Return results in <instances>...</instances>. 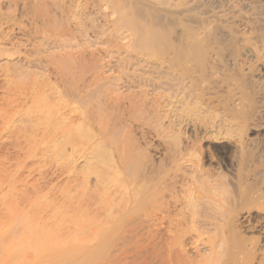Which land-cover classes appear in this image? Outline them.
Returning <instances> with one entry per match:
<instances>
[{
    "label": "rangeland",
    "instance_id": "374dc122",
    "mask_svg": "<svg viewBox=\"0 0 264 264\" xmlns=\"http://www.w3.org/2000/svg\"><path fill=\"white\" fill-rule=\"evenodd\" d=\"M115 1L119 3L120 0ZM163 1H166V8L158 5L160 0H152L151 8H154V13H159V9L163 10L164 8L166 9L164 11H167L166 16L171 14L174 16L173 20H170L167 25H163V28H158L157 31L165 40L168 39L170 48L147 47L142 44L143 47L138 44L140 47L138 46L137 50V45L135 48L133 46L139 41H143L146 34L140 33L142 36H139L140 34L136 36L127 32L126 29L124 31L115 29L114 32V20H118L117 16L110 15L111 17H107L108 19L103 18L104 16L99 18L100 15L95 14V16L93 14V16H83L85 20L82 18V23L87 24L86 27H92L100 19L97 22L100 24L97 25L100 26V29L96 31L99 34L96 32L94 34L93 31L82 34V29L74 26L80 21L78 19L72 21V27H75L74 37H71L73 41L71 40V46L69 45L67 51L70 54V59L78 60H71V76L68 79L70 89L68 95L73 94L71 99L68 96L67 114L70 115V117L68 115L69 122L73 121L72 127L69 126L68 131H73L69 132V140H64L66 146L69 143V147H65V154L68 151L67 155L71 157L64 156V151L56 153L57 149L54 151L56 154L52 153L54 149L49 152H46L45 149V154L43 146H40L42 144H36L34 147L37 146L40 149L39 152H44L47 157L43 158L44 156L41 154L40 158L38 156L37 158L32 154L35 158H27L28 164H33L38 172H41L43 179L41 183L45 187V191H47V183L54 187L53 202L56 212H54L55 218L52 214L55 222L53 233L48 238H40L42 243L37 241L30 244V242L20 239L19 242L17 239L8 242L5 240L6 238L3 240L4 232L1 234L2 229L0 228L2 236L0 242L3 241L0 243V245L2 244L0 264H216V262L217 264H226V262L228 264L230 262V264L232 262L235 264H264V0ZM151 3L148 4L151 5ZM77 4L83 8L92 7L90 6L92 4L87 5L85 0H82V3L77 1ZM143 13L145 12L143 11ZM92 17H95V23L94 21L91 23ZM109 18L111 19L109 20ZM118 22L120 21L118 20ZM104 24L110 27H108L109 30L107 29L108 33L106 32L107 25L103 26ZM118 24L120 25V23ZM102 30L103 32H100ZM133 35L140 39L135 37L134 40ZM164 35L166 36L164 37ZM131 41L133 45L130 43ZM189 41L192 44L195 43L196 47L191 46L196 49L193 54L191 53L192 57L188 53L187 42ZM124 43H130L132 49L130 44L128 45L129 49L125 47ZM31 48V46L28 47V49ZM62 53L64 54L63 50H56L57 56L63 55ZM16 58L3 57L0 61V97L3 95L2 85L7 84L6 78H3L5 69L13 68V64L18 61ZM87 62L89 63L87 64ZM166 63L181 64L176 65L177 67L174 64L168 68ZM32 70L38 74H48L45 69H43L44 72L37 68ZM1 75L3 76L1 77ZM57 75L53 76L54 79L49 80L50 86L56 87L57 85V88L60 89L62 81ZM179 81L180 83H178ZM56 97L55 100L59 98L57 101L60 103V97ZM23 115L22 113V117ZM23 118L26 119V116ZM19 119L17 118L16 121ZM19 121L7 128L17 130L19 125L18 130L24 128L22 126L27 124L24 123L25 120L24 122ZM79 127L81 128L78 129ZM83 132L86 134L85 136H83ZM77 133L84 139L77 138L80 136ZM8 135L9 132L0 130V152L6 150L7 153L13 155L16 151L14 149L15 141L11 143L10 140H7ZM70 135H73L72 138ZM59 140L61 141V139ZM75 140L76 143L77 141L79 143L76 144ZM7 142H10L11 150L5 149L9 145ZM76 145L79 149L81 147L80 151L77 147H73ZM122 150L123 152H121ZM48 153L53 155L50 156ZM124 157L128 158L125 160L126 164L131 157H133L131 160L135 162L131 169L128 167L129 170H126V166L130 164L122 166ZM65 158H69L66 160L68 164L64 161ZM31 159L34 160L31 161ZM64 164L70 167L68 168ZM108 166L112 170L111 172ZM43 168L44 170H42ZM57 168L59 169L57 170ZM104 169H109L108 173ZM53 171H58V173L54 172L55 176H53ZM104 173L107 174V177H103ZM128 173H130V177ZM44 175L49 176L45 177ZM132 175L136 182H133ZM102 177L108 178L105 181L110 182L109 185L103 183ZM92 179L95 181L93 185L96 184L94 187L91 185ZM113 179L114 182L119 183L120 181L121 183L115 184L112 182ZM130 180L134 186H131ZM87 181L90 182L89 185ZM123 183L128 187L129 184L134 188L137 186L139 188L136 189L139 191L137 195H140L141 191L147 190L148 187L151 189V194L154 192L158 194L156 192L158 190L162 191L158 196L159 206L162 207L158 206L154 209L150 207L147 211L145 210L147 215L142 213L141 217L143 218H140L137 223L129 224L130 227L127 224L115 226L114 221L113 227L107 230L108 240H105L107 234L102 232V228L106 227V223L114 217L113 215L116 216L115 208L120 203L119 193L115 192V194L114 188L116 185L117 189ZM197 186L199 192L196 189ZM90 187L93 190H90ZM103 187L108 191L112 206L115 207H113L115 212L113 214L110 212L113 217L110 219L106 217L107 219L103 221L105 224L99 221L93 223L90 220L87 223L89 216L97 209L95 206H100L101 200L106 202L102 192ZM131 187H129L130 190L133 189ZM85 189L87 190L85 191ZM205 189H208L207 191L211 195L217 194V197L208 193L205 195ZM6 191L8 190L3 193L6 194ZM90 191H92L91 194ZM67 194H70L69 197ZM10 195L11 192L8 191L7 196ZM195 195L199 197H195ZM208 195L211 196V199ZM221 195L224 196L221 197ZM82 196L85 199L84 205L82 203L79 206L80 210L79 208L75 209L69 203L70 200L77 203L78 200L79 202L83 200ZM116 196L118 197L116 198ZM162 196L165 197L163 200L160 199ZM90 197H93L94 201H91ZM212 199L215 200V203ZM41 200L49 202L43 193L38 198L36 208L44 206L45 202L42 204ZM63 203L68 206L63 207ZM135 205L132 204V207L134 208ZM220 206L223 210L220 209ZM78 210L81 211L80 214ZM86 210L87 213L84 214L83 212ZM88 211H90L89 216H87ZM65 213L66 215L63 217ZM73 213L77 216L79 214L78 218ZM195 214L200 218L198 221ZM81 215L85 216L83 220ZM216 215L218 216L216 217ZM69 220L73 223L69 224ZM67 222L68 224H66ZM91 223L97 225L93 231L92 228H88ZM75 224L77 227L73 226ZM83 225H89L85 227L87 231L92 232H86ZM84 230L85 235H83ZM220 230L225 232L227 237L229 236L224 243L220 239L222 237L216 236V234H221ZM118 231H120L119 234ZM92 233L95 234V240ZM88 236H91V239ZM92 238L94 242H92ZM19 243L20 246H18ZM22 243L25 244V247ZM6 244L8 247L10 246V254L6 250ZM35 244L36 248L34 249ZM21 245L24 249L21 248ZM215 245L216 247H214ZM222 245L223 248H221ZM212 247L218 253L221 251L222 254L218 256L214 254L205 260L206 251L204 250L212 249ZM71 252L72 254H70Z\"/></svg>",
    "mask_w": 264,
    "mask_h": 264
},
{
    "label": "bare ground",
    "instance_id": "6f19581e",
    "mask_svg": "<svg viewBox=\"0 0 264 264\" xmlns=\"http://www.w3.org/2000/svg\"><path fill=\"white\" fill-rule=\"evenodd\" d=\"M77 1H81L82 0H0V61L3 57H8V58H14L17 57L16 59H18V61L16 62V64H13V68L10 67L9 69H5L4 72V76L3 78H6L7 80V84L4 83L3 86V95L0 97V130L2 129L4 132H9L8 138L7 140H10L11 143H14L13 141H15V146L14 149H16L15 153L9 154L7 153L8 151H2V153L0 152V228L2 229L1 234L4 236V238H6L5 240H16L17 242H19L18 240H25L27 242L31 243H36L37 241H41L42 239L40 238H48L52 235L53 233V229L55 226V222H54V212H56V210H54V200H53V186L48 185V183L46 184L47 187V191H45V187L42 186L41 181L43 180L41 177V172H38V169H36V167L33 164H28V160L27 158L29 157H33L32 154L35 155V157H39L41 156V154H43V158L47 157L44 155L45 149L46 152L52 151V153L55 151V149H57V152L62 153L65 150V147L67 148V146L69 147V143L66 146V144H64V140H69V132L72 131H68L70 127H72V122H69L68 119V92L70 91L69 89V85H68V79L70 75V64H71V60L74 61V59H70V54H68L69 52L67 51V49L69 48V45L71 46V37H74L73 34V30H75L74 26H78L80 29H82V34L85 33H89L91 31L96 32L97 29H100L97 25H100L99 23H95L94 18L92 17L91 19V23H95V25H93L92 27H86L87 24L85 25L84 23H82V18L83 16H89V15H100L99 18H101V16H104L103 18L108 19L107 17H109L110 15L112 16H117L118 20L120 22H118L117 19H115L118 23H120V25L114 20L115 25L114 27V32L115 29H118L116 31H119L123 29H126L127 32H130L131 34H135L136 36H138L140 33H144L143 35L146 34V37L143 39V41H139L136 39V43L135 46H133L134 48L137 45V50H138V46L139 45H145L147 47H161V48H170L171 46L169 45V41L167 42V40H165L162 35L160 33H158V28H161L163 25H167L168 22L170 20H173L174 16H172V14L169 16H166V12L164 11L166 9V1L160 0V2L158 3V5L163 6V10L159 9V13H154V8L152 6V0H120L118 1L119 3H117L115 0H85L87 5L92 4L90 6H92L91 8H89V6L86 7H81L78 6ZM148 3H151L148 4ZM81 5V4H80ZM83 6V5H82ZM81 7V9H79ZM72 8H75L77 11H74ZM143 11L145 13H143ZM170 12V11H169ZM168 12V14H170ZM163 13V14H162ZM92 15V16H93ZM94 15V16H95ZM110 16V17H111ZM115 17V18H117ZM78 19V21L73 27H72V21ZM84 19V18H83ZM90 19V18H89ZM88 19V20H89ZM111 18H109L110 20ZM85 20V19H84ZM87 21V20H86ZM108 21V20H107ZM84 22V21H83ZM174 22V21H172ZM90 23V22H89ZM101 23V22H100ZM106 23V22H105ZM117 23V24H116ZM110 24V22H109ZM90 25V24H88ZM107 24H104L103 26H106ZM72 27V28H71ZM109 26L107 25L106 27V32ZM163 28V27H162ZM112 30V29H111ZM120 31V32H121ZM80 32V31H79ZM100 32H103L100 31ZM105 32V31H104ZM162 32V31H161ZM166 32V31H165ZM81 33V32H80ZM99 34V32H96ZM108 33V32H107ZM118 33V32H117ZM125 33V32H124ZM95 34V33H94ZM97 34V35H98ZM119 34V33H118ZM138 34V35H137ZM93 35V34H92ZM105 35V34H104ZM171 35V34H170ZM111 36V35H110ZM128 36V35H126ZM131 36V35H130ZM134 36V35H133ZM134 36V40L135 37ZM139 36H142V34H140ZM166 35H164L165 37ZM76 37V36H75ZM80 37V36H79ZM95 38V37H94ZM103 38V37H102ZM124 38V37H123ZM139 38V37H136ZM74 39V38H73ZM140 39V38H139ZM89 40V38H88ZM99 40V39H98ZM107 40V39H106ZM131 40V39H130ZM133 40V39H132ZM133 40V42H134ZM73 41V40H72ZM75 41V39H74ZM83 41V40H82ZM115 41V40H114ZM78 42V41H77ZM109 43V42H108ZM115 43V42H112ZM118 43V42H117ZM116 43V44H117ZM120 43V42H119ZM132 43V41L130 42ZM130 43H124L125 47L127 48L128 45ZM135 43V42H134ZM115 44V46H116ZM139 44V45H138ZM75 45V44H73ZM112 45V44H111ZM119 45V44H117ZM133 45V43H132ZM132 45L130 44V47L132 49ZM142 45V46H143ZM31 46V49H28V47ZM77 46V45H75ZM81 46V45H80ZM173 46V45H172ZM176 46V45H175ZM187 46H189L188 53H190L191 57L193 52L196 50L195 48V43L192 44L190 41L187 42ZM195 47L194 49L191 47ZM93 47V46H92ZM130 47H128L130 49ZM140 47V46H139ZM144 47V46H143ZM151 47V48H152ZM155 47V48H156ZM78 48V47H77ZM60 49L61 51H64L63 55L57 56L56 55V50ZM145 49V48H144ZM23 50H25V52H22ZM69 50V49H68ZM76 50V49H75ZM140 50V49H139ZM142 50V48H141ZM150 50V49H147ZM147 50H143V51H147ZM193 50V51H192ZM44 54H43V52ZM54 51V52H53ZM74 51V50H73ZM80 52V51H79ZM73 53V52H72ZM89 53V52H88ZM94 53V52H93ZM192 53V54H191ZM27 54V55H26ZM76 54V52H75ZM111 54V53H110ZM79 55V54H77ZM189 55V56H190ZM93 56V54H92ZM109 56V55H108ZM24 57V58H23ZM91 59V58H90ZM93 59V58H92ZM101 59V58H100ZM105 59V58H104ZM107 59V58H106ZM113 59V58H112ZM76 61L78 59H75ZM80 60V59H79ZM95 60V59H94ZM93 60V61H94ZM126 60V59H125ZM124 60V61H125ZM75 61V62H76ZM118 61V60H117ZM84 62V61H83ZM103 62V61H102ZM110 62V61H109ZM2 63V62H1ZM7 63V61H6ZM18 63V64H17ZM74 63V62H73ZM77 63V62H76ZM89 62H87L88 64ZM75 64V63H74ZM93 64V63H92ZM91 64V65H92ZM150 64V63H149ZM168 68H171L174 64L176 65H180L181 63H166ZM8 65V64H7ZM85 65V64H84ZM90 65V64H89ZM135 65V64H133ZM138 65V64H137ZM154 65V64H153ZM161 65V64H160ZM74 66V65H73ZM87 66V65H86ZM102 66V65H101ZM156 66V65H155ZM183 66V65H182ZM186 66V65H185ZM4 67V66H3ZM75 67V66H74ZM73 67V68H74ZM81 67V66H80ZM83 67V66H82ZM97 67V66H96ZM166 67V68H167ZM177 67V66H176ZM6 68V67H5ZM33 68H37V69H41L43 71V69H45V71L48 73L47 75L44 74H38L37 72L33 71ZM72 68V69H73ZM101 68V67H99ZM111 68V67H110ZM140 68V67H139ZM147 68V67H146ZM184 68V67H183ZM81 69V68H80ZM79 69V70H80ZM104 69V68H103ZM102 69V70H103ZM160 69V68H159ZM181 69V68H179ZM185 69V68H184ZM187 69V68H186ZM154 70V69H153ZM157 70V69H156ZM178 70V69H177ZM87 71V70H86ZM98 71V70H97ZM110 71V70H109ZM108 71V72H109ZM173 71V69H172ZM181 71V70H180ZM190 71V69H189ZM44 72V71H43ZM101 72V71H100ZM103 72V71H102ZM83 73V72H81ZM80 73V74H81ZM94 73V71H93ZM96 73V72H95ZM99 73V72H98ZM154 73V72H153ZM181 73V72H180ZM58 74L60 76V79L62 81V85L59 89V87H52L50 86V79L53 78V76L55 77V75ZM76 74V73H75ZM74 74V75H75ZM122 74V73H121ZM148 74V73H147ZM155 74V73H154ZM172 74V73H171ZM183 74V73H182ZM190 74V73H189ZM57 75V76H58ZM86 75V74H85ZM96 75V74H95ZM151 75V74H150ZM3 75H1L2 77ZM81 76H83L81 74ZM88 76V75H87ZM138 76V75H137ZM167 76V75H166ZM169 76V75H168ZM185 76V75H183ZM75 77V76H74ZM98 77V76H97ZM100 77V76H99ZM140 77V76H138ZM154 77V76H153ZM159 77V76H158ZM164 77V76H163ZM16 78H18V80H16ZM78 79V77H76ZM84 78V77H82ZM131 78V77H130ZM161 78V77H160ZM177 78V77H176ZM188 78V77H187ZM54 79V78H53ZM76 79V80H77ZM132 79V78H131ZM75 80V81H76ZM103 80V79H102ZM127 80V79H126ZM174 80V78H173ZM172 80V81H173ZM188 80V79H187ZM73 81V80H72ZM71 81V83H72ZM84 82V80H82ZM87 81V80H86ZM91 81V80H89ZM101 81V80H100ZM114 81V80H113ZM133 81V80H132ZM176 81V80H175ZM52 82V81H51ZM54 82V81H53ZM78 82V81H77ZM76 82V83H77ZM182 82V81H181ZM110 83V82H109ZM137 83V82H136ZM153 83V82H152ZM180 83V81L178 82ZM52 84V83H51ZM73 84V83H72ZM111 84V83H110ZM118 84V83H117ZM120 84V83H119ZM123 84V83H122ZM159 84V83H158ZM55 85V84H54ZM89 85V84H88ZM164 85V84H163ZM177 85V84H176ZM60 86V85H59ZM77 86V85H75ZM74 86V87H75ZM87 86V85H86ZM93 86V85H92ZM101 86V85H100ZM103 86V85H102ZM122 86V85H121ZM141 86V85H140ZM144 86V85H143ZM166 86V85H165ZM168 86V85H167ZM89 87V86H88ZM106 87V85H105ZM125 87V86H123ZM147 87V85H146ZM170 87V86H169ZM80 88V87H79ZM86 88V87H85ZM133 88V87H132ZM135 88V87H134ZM185 88V87H184ZM2 89V88H1ZM83 89V88H82ZM89 89V88H88ZM136 89V88H135ZM139 89V88H138ZM158 89V88H157ZM156 89V90H157ZM165 89V88H164ZM167 89V88H166ZM172 89V88H171ZM72 90V89H71ZM107 90V89H106ZM134 90V89H133ZM170 90V88H169ZM188 90V89H187ZM98 91V90H96ZM111 91V90H110ZM174 91V90H172ZM77 92V91H75ZM71 93V92H70ZM125 93V92H124ZM142 93V92H141ZM156 93V92H155ZM170 93V92H169ZM180 93V92H179ZM182 93V92H181ZM90 94V93H89ZM99 94V93H97ZM133 94V93H132ZM145 94V93H144ZM56 95H58L60 97V103H58V99L55 100ZM73 95V94H72ZM71 95V96H72ZM92 95V94H91ZM90 95V96H91ZM95 95V94H94ZM127 95V93H126ZM143 95V94H142ZM159 95V94H157ZM155 95V96H157ZM178 95V94H177ZM57 96V97H58ZM69 96V99H71ZM108 96V94H107ZM144 96V95H143ZM56 97V98H57ZM89 97V95H88ZM87 97V98H88ZM117 97V96H116ZM131 97V96H130ZM136 97V96H135ZM159 97V96H158ZM172 97V96H171ZM107 98V97H106ZM110 98V97H108ZM120 98V97H119ZM128 98V97H127ZM139 98V97H138ZM145 98V97H144ZM147 98V97H146ZM174 98V97H173ZM73 99V97H72ZM83 99V98H82ZM122 99V98H121ZM133 99V96H132ZM137 99V98H135ZM148 99V98H147ZM154 99V98H153ZM158 99V98H157ZM108 100V99H107ZM112 100V99H111ZM124 100V98H123ZM176 100V99H175ZM54 101H57L56 103ZM114 101V100H113ZM117 101V100H116ZM158 101V100H157ZM115 102V101H114ZM122 102V101H121ZM135 102V101H134ZM141 102V101H140ZM145 102V101H144ZM119 103V102H118ZM156 103V102H155ZM127 104V103H126ZM140 104V103H138ZM152 104V103H151ZM103 106H105L104 104H102ZM101 105V106H102ZM114 105V103H113ZM122 105V104H121ZM143 105V102H142ZM148 105V104H147ZM158 105V102L156 104V106ZM100 106V105H99ZM108 106V105H107ZM155 106V105H154ZM71 107V106H70ZM120 107V106H119ZM134 107V106H132ZM143 107V106H141ZM139 108V107H138ZM146 108V107H145ZM155 108V107H153ZM109 109V108H108ZM132 109V108H131ZM148 109V108H147ZM134 110V109H132ZM136 110V109H135ZM116 111V110H115ZM140 111V109H139ZM144 111V110H143ZM27 112V113H26ZM22 113L24 114L23 117L26 116V119H24L22 117ZM115 113V112H114ZM117 114V112H116ZM120 114V113H119ZM115 115V114H114ZM28 116V119H27ZM123 116V115H122ZM70 117V115H69ZM74 117V116H73ZM116 117V116H115ZM19 119L21 121L27 123L26 125H23L20 130L19 126L17 130H11V128H7L9 126H11L12 124H14V122H18L16 121V119ZM76 118V117H75ZM29 120V121H28ZM70 120H72L70 118ZM74 120V118H73ZM28 121V122H27ZM20 122V121H19ZM72 123V124H71ZM23 124V123H22ZM71 124V125H70ZM70 126V127H69ZM13 129L15 127H12ZM77 128V127H76ZM74 128V129H76ZM81 127H79L78 129H80ZM71 130V129H70ZM83 130V129H82ZM75 131V130H74ZM85 131V130H84ZM76 132V131H75ZM79 132V131H78ZM80 133V132H79ZM77 133V134H79ZM89 133V132H88ZM2 134V133H1ZM76 134V136H77ZM80 135V134H79ZM86 134H84L83 132V136H85ZM71 136V135H70ZM73 136V135H72ZM71 136V138H72ZM5 137V136H4ZM7 137V136H6ZM81 135L77 138L79 139H84V137H81ZM88 138V137H87ZM91 138L93 139V137L91 136ZM3 139V138H2ZM1 139V140H2ZM61 139V141L59 140ZM76 139V138H75ZM86 139V138H85ZM91 139V140H92ZM5 140V139H4ZM73 140V139H72ZM77 140V139H76ZM75 140V143H76ZM87 140V139H86ZM1 142V141H0ZM10 142L7 144L5 149H10L11 150V144ZM72 142V141H71ZM5 143V142H4ZM75 143L73 142V144L75 145ZM79 142L77 141L76 144H78ZM123 143V142H122ZM121 143V144H122ZM3 144V143H2ZM38 145V144H42L40 146H43V151L44 152H39L40 149L36 147H34V145ZM82 144V143H81ZM80 144V145H81ZM84 144V143H83ZM1 145V143H0ZM14 145V144H13ZM86 145V144H85ZM10 146V147H8ZM51 146V150L49 149V147ZM82 146V145H81ZM126 146V145H125ZM5 147V144H4ZM4 147L2 148L4 150ZM73 147H77L73 146ZM124 147V146H123ZM127 147V146H126ZM118 148V147H117ZM125 148V147H124ZM1 149V147H0ZM13 149V148H12ZM48 149V151H47ZM79 149V148H78ZM92 149V148H91ZM132 149V148H131ZM67 150V149H66ZM81 150V147L79 149V151ZM117 150V149H116ZM121 150V149H120ZM124 150V149H123ZM123 150L121 152H123ZM42 151V150H41ZM119 151V149H118ZM45 152V154H46ZM77 152V151H76ZM127 152V151H126ZM55 153V152H54ZM55 153V154H56ZM59 153V154H60ZM68 153V151L65 154V151L63 152V155L66 156ZM50 156L51 153H48ZM54 154V155H55ZM77 154V153H76ZM133 154V153H132ZM40 155V156H39ZM61 155V154H60ZM121 155V154H120ZM125 155V152H124ZM69 158L71 157L70 155ZM123 156V155H122ZM33 157V158H35ZM37 157V158H38ZM54 158L56 156H53ZM58 157L60 158V156L58 155ZM57 157V159H59ZM121 157V156H120ZM134 157V156H133ZM133 157H131V159H133ZM64 158V157H63ZM68 158V159H69ZM119 158V157H118ZM125 158V157H124ZM48 159V158H47ZM55 159V160H57ZM65 158V162L68 164V162L66 160H68ZM128 158L123 159L122 161H124V163H122L123 167H125V160H127ZM129 159V161L127 162L126 165V170L131 169V166H134L135 162L133 160ZM34 159H31V161ZM39 160V159H37ZM54 160V161H55ZM118 161H120V159H117ZM131 160V162H130ZM42 161V160H39ZM46 161V160H45ZM114 161V160H113ZM59 162H61L59 160ZM63 162V161H62ZM134 162V164H133ZM37 163V162H36ZM46 163V162H45ZM47 164V163H46ZM56 164V163H55ZM61 164V163H60ZM40 165V163H39ZM49 165V164H48ZM51 165V163H50ZM49 165V166H50ZM66 164H64L65 166ZM121 165V164H120ZM45 166V165H44ZM43 166V167H44ZM68 168L70 167L69 165ZM104 167V166H103ZM106 167V166H105ZM104 167V168H105ZM153 167V166H152ZM47 168V166H46ZM56 168V167H55ZM67 168V169H68ZM109 168V166H108ZM112 168V167H111ZM41 170V168H39ZM59 168H57L58 170ZM64 169V168H63ZM110 169V168H109ZM108 169V170H109ZM128 169V170H129ZM152 169V168H151ZM154 169V168H153ZM152 169V170H153ZM44 170V168L42 169ZM62 170V168H61ZM60 170V171H61ZM106 170V169H104ZM108 170H106V173H108ZM115 170V168H114ZM125 170V171H126ZM46 171V170H45ZM44 171V172H45ZM112 170L110 169V172ZM116 171V170H115ZM118 171V170H117ZM43 172V173H44ZM54 172L58 171H53L52 174L53 176H55ZM98 172V171H97ZM97 172L95 173V175L97 174ZM102 172V171H101ZM119 172V171H118ZM71 173V172H70ZM65 174V173H63ZM76 174V173H75ZM112 174V173H111ZM115 174V173H114ZM130 173H128L129 175ZM57 175V174H56ZM102 175V174H100ZM107 175V174H106ZM105 173L103 175L106 176ZM118 175V174H117ZM121 175V174H120ZM45 176V175H44ZM47 176V175H46ZM45 176V177H46ZM49 176V175H48ZM47 176V177H48ZM51 176V177H53ZM86 176V175H85ZM127 176V174H126ZM133 176V175H132ZM72 177V176H71ZM92 177V176H91ZM96 177V176H95ZM102 177V178H103ZM107 177V176H106ZM130 177V175H129ZM81 178V177H80ZM83 178V177H82ZM81 178V179H82ZM98 178V177H97ZM101 178V177H99ZM119 178V177H118ZM128 178V176H127ZM132 178V177H131ZM79 179V177H78ZM110 179V178H109ZM134 181L135 178L133 176ZM137 179V178H136ZM73 180V179H72ZM93 180V179H92ZM97 180V179H95ZM103 183H107L109 185L110 182H106L104 179ZM111 180V179H110ZM109 180V181H110ZM116 180V179H115ZM48 181V180H47ZM90 181V179H89ZM102 181V179H101ZM129 181V179H128ZM88 182V181H87ZM92 182V186L93 182H95L94 180L91 181ZM98 182V181H97ZM112 182H114V179L112 180ZM125 182V181H123ZM131 180H130V184L131 186H134V184L132 185ZM76 183V182H75ZM74 183V185H75ZM81 183V182H80ZM79 183V184H80ZM90 182H88L87 184L89 185ZM115 184H119L121 183L119 181V183L116 181L114 182ZM78 184V183H77ZM101 184V183H100ZM129 184V187H131ZM67 185V184H66ZM72 185V183H71ZM73 185V186H74ZM206 185V184H205ZM204 185V186H205ZM79 186V185H78ZM77 186V188H78ZM103 186V184H102ZM106 186V184H105ZM23 189H21V188ZM83 187V186H82ZM87 187V186H86ZM108 187V186H107ZM106 187V189H107ZM118 187V185H117ZM128 186H126L124 183L116 189V185L114 188V193H119V202L118 206L115 208L114 206H112V201H110L109 196H108V191L104 189L103 187V196L106 198V202H104L103 200H101L102 204L100 206H95L97 209L96 211L89 216V212H93L92 210L88 211V221L87 223H89L90 221H93V223L95 221H99V222H103L104 220H106L108 217V219H110L111 217H113L111 220H107L108 222L106 223V227L102 228V232H104V234H107V230L110 229L111 227H113V223L115 221V226H120V225H125L127 224V226L131 223H137L139 222L140 218H143L141 216H143V214H145V210L147 211L150 207L152 209L156 208L159 206V192L160 190L156 191L158 192V194L154 193H150L151 189L150 187L147 188V190L145 191H141L140 195H137L139 193L137 188V186L131 187L133 189L130 190ZM210 187V186H209ZM208 187V188H209ZM64 188V187H63ZM69 188V187H68ZM100 188V187H99ZM198 188V186L196 187V189ZM207 188V187H206ZM213 188V187H212ZM210 188V189H212ZM21 189V190H20ZM201 189V188H200ZM5 190H8L9 192H11L10 196H7L8 191H6V194L3 193L5 192ZM61 190V189H60ZM87 189H85L86 191ZM90 190H93V188L90 187ZM101 190V189H100ZM99 190V191H100ZM118 190V191H116ZM127 190V191H126ZM136 190V191H135ZM208 189H205V195L206 193L210 194L208 191ZM216 190V189H214ZM62 191V190H61ZM65 191V190H64ZM113 191V190H112ZM197 191L199 192V189H197ZM63 192V191H62ZM92 191H90L89 193L91 194ZM96 193V191H94ZM132 192V195H131ZM196 192V191H195ZM216 192V191H214ZM44 193V195L47 197V199L49 200V202H45L44 206H39L36 208V204L38 202V198L40 195H42ZM59 193V192H57ZM76 193V191H75ZM85 193V192H84ZM101 193V192H100ZM115 193V194H116ZM162 193V191L160 192ZM163 193H164V189H163ZM201 193H203L201 191ZM213 193V191H212ZM5 194V195H3ZM61 194V193H60ZM80 194V193H79ZM93 194V193H92ZM97 194V193H96ZM96 194H94L96 196ZM204 194V193H203ZM57 195V194H56ZM63 197L64 195L61 194ZM68 195V194H67ZM70 195V194H69ZM68 195V197H69ZM74 195V194H73ZM81 195V194H80ZM88 195V194H87ZM113 195V194H112ZM118 195V194H117ZM165 195V193H164ZM163 195V196H164ZM200 195V194H199ZM211 195V194H210ZM208 195V196H210ZM85 196V195H84ZM91 196V195H90ZM98 196V195H97ZM160 198V199H164L165 197ZM198 196V195H197ZM195 195V197H197ZM207 196V197H208ZM211 196L213 197H217V194H212ZM210 196V199H211ZM224 195H221V197ZM80 197V196H79ZM83 197V196H82ZM81 197V198H82ZM118 196H116L117 198ZM199 197V196H198ZM201 197V196H200ZM219 197V196H218ZM98 198V197H97ZM111 198V196H110ZM71 199V197H70ZM79 199V198H77ZM76 199V201H77ZM91 201H94V198L90 197ZM113 199V197H112ZM115 199V198H114ZM222 199V198H220ZM44 200V199H43ZM43 200H41V203L43 204ZM57 200V199H56ZM63 200V199H62ZM89 200V199H88ZM202 200V199H200ZM209 200V198H208ZM213 200V199H212ZM47 201V200H46ZM67 201V198H66ZM74 201V199H73ZM114 201V200H113ZM210 201V200H209ZM215 203V200H213ZM218 202V200H216ZM60 202V200H59ZM65 202V200H64ZM85 202V199L83 197V200H79L77 201V203L72 202L70 200V204L76 208H79L81 204ZM98 203V201H95ZM198 202V201H197ZM201 202V201H200ZM68 203V202H67ZM68 203V204H69ZM88 203V202H87ZM86 203V204H87ZM114 203V202H113ZM193 203H195V201H193ZM192 203V204H193ZM202 203V202H201ZM204 203V202H203ZM206 203V202H205ZM212 203V201H211ZM41 204V205H42ZM60 204V203H59ZM90 204V203H88ZM117 204V203H116ZM132 204H136L134 206V208L132 207ZM163 204V203H162ZM198 204V203H197ZM70 205V206H71ZM84 205V203H83ZM82 205V207H84ZM93 205V204H92ZM64 203H63V207H64ZM68 206V205H67ZM65 206V207H67ZM72 206L70 208H72ZM198 205H196L197 207ZM202 206V205H200ZM205 206V204H204ZM90 207V206H88ZM93 207V206H92ZM116 210V216L113 215L114 208ZM162 207V206H159ZM199 207V206H198ZM219 207V206H218ZM69 208V210H70ZM85 208V207H84ZM83 208V209H84ZM207 208V207H206ZM82 209V208H81ZM87 209V207H86ZM200 209V208H199ZM198 209V210H199ZM202 209V208H201ZM211 209V208H210ZM220 209L223 210L220 206ZM68 210V209H67ZM68 210V211H69ZM78 210V213L80 214L81 211ZM144 210V211H143ZM160 210V209H158ZM162 210V209H161ZM205 210V208H204ZM212 210V209H211ZM67 211V212H68ZM74 211V209H73ZM72 211V212H73ZM143 211V212H141ZM196 211V209H195ZM200 211V210H199ZM213 211V210H212ZM66 212V213H67ZM70 212V213H72ZM83 212V211H82ZM112 214H111V213ZM210 212V211H209ZM66 213L63 215V217L66 215ZM69 213V214H70ZM75 213V212H74ZM73 213V214H74ZM84 214L87 213L83 212ZM110 213V214H109ZM143 213V214H142ZM199 213V212H198ZM54 218H53V215ZM57 215V213H55ZM60 214V211H59ZM77 214V211H76ZM74 214V215H76ZM78 214V216H79ZM206 214V213H205ZM209 214V213H208ZM224 214V213H222ZM95 215V216H94ZM108 215V216H107ZM147 215V213L145 214ZM197 214H195L196 216ZM77 216V215H76ZM77 216V218H78ZM82 216V220L83 218H85V216ZM198 216V215H197ZM196 216V217H197ZM218 215H216L217 217ZM57 217V216H56ZM145 217V216H144ZM199 217V216H198ZM197 217V221L198 218ZM203 217V216H202ZM208 217V215H207ZM210 217V216H209ZM213 217V215H212ZM219 218V217H218ZM59 219V218H58ZM209 219V218H208ZM90 220V221H89ZM218 220V219H217ZM221 220V219H220ZM219 220V221H220ZM69 224L71 223V220H69ZM73 221V220H72ZM196 221V220H195ZM222 221V220H221ZM75 222V221H74ZM73 223V222H72ZM71 223V224H72ZM93 223L89 224L88 226L83 225L82 227H84V229H86V227L88 228H93L95 229V227L97 225H93ZM96 223V222H95ZM104 223V222H103ZM68 224V222L66 223ZM105 224V223H104ZM103 224V225H104ZM123 225V226H124ZM129 225V227H130ZM212 225V224H211ZM74 227L77 225H73ZM79 226V225H78ZM86 226V227H85ZM94 226V227H93ZM114 226V227H115ZM134 226V225H133ZM132 226V227H133ZM122 227V226H121ZM79 228V227H78ZM127 228V227H126ZM196 228V227H195ZM220 228V227H219ZM5 229V230H4ZM69 229V227H68ZM72 229H74L72 227ZM71 229V230H72ZM80 229H83L80 227ZM129 229V228H127ZM178 229V228H177ZM69 230V231H71ZM119 230V229H118ZM122 230V228H121ZM179 230V229H178ZM1 231V230H0ZM76 231V230H74ZM90 231V230H89ZM86 229V232H89ZM90 231V232H92ZM123 231V230H122ZM181 231V230H180ZM184 231V230H183ZM182 231V233H183ZM197 231V230H196ZM217 231V230H216ZM221 234H216L217 237H222L220 238L223 243L226 241V239H228V237L226 236L225 232H223L222 230ZM83 232V231H82ZM85 230L83 232V235H85ZM101 232V233H102ZM120 231H118L119 234ZM218 232V231H217ZM74 233V232H73ZM117 233V232H115ZM215 233V232H214ZM220 233V232H219ZM227 233V231H226ZM79 234V232H78ZM82 234V233H81ZM80 234V235H81ZM90 234V233H89ZM93 237H94V233ZM188 234V233H187ZM200 234V233H199ZM74 235V234H72ZM82 235V237H83ZM182 235V234H181ZM1 236V235H0ZM79 236V235H78ZM92 236V235H91ZM91 236H88V238ZM115 236V235H114ZM183 236V235H182ZM201 236V235H200ZM215 236V234H214ZM109 234L106 235L105 240H108ZM112 237V235H111ZM199 237V236H198ZM2 238V236L0 237V239ZM111 239V238H109ZM213 239V238H212ZM80 240V239H79ZM84 240V239H83ZM95 240V237H94ZM93 238H92V242H94ZM175 240V238H174ZM178 240V239H177ZM218 240V239H217ZM77 241V240H76ZM6 242V241H5ZM7 242V243H8ZM16 242V243H17ZM88 242V240H87ZM110 242H112L110 240ZM175 242V241H174ZM216 242V241H215ZM221 242V241H219ZM0 243H3V241H1ZM42 243V241H41ZM83 243V242H82ZM109 243V242H108ZM222 243V242H221ZM9 244V243H8ZM12 244V243H11ZM23 244V243H22ZM89 244V243H88ZM90 244H91V240H90ZM216 244V243H215ZM2 245V244H1ZM0 245V247H1ZM25 247V244H23ZM108 245V244H106ZM225 245V244H224ZM227 245V244H226ZM18 246H20V243L18 244ZM22 246V245H21ZM8 245L6 244V250H8L9 253V247L7 249ZM14 247V246H13ZM12 247V248H13ZM16 248H18L17 246H15ZM108 247V246H107ZM216 247V245L214 246ZM212 247V249H206L204 251H206V254L204 255V259L206 260L209 257H212L214 254L215 256L221 255L222 253H220L221 251H219V253L215 250V248ZM221 247V246H220ZM4 248V246H3ZM23 248V246L21 247ZM36 248V244L34 245V249ZM65 248V247H64ZM80 248V247H79ZM219 248V247H218ZM223 248V245L222 247ZM220 248V249H221ZM19 249V248H18ZM24 249V248H23ZM61 249V248H60ZM82 249V248H80ZM205 249V248H204ZM217 249V248H216ZM226 249V248H225ZM30 250V249H29ZM37 250V249H36ZM78 251V248L76 249ZM90 250V249H89ZM1 251V250H0ZM13 251V249H12ZM61 251V250H60ZM34 253L36 251H33ZM1 253V252H0ZM7 253V254H8ZM10 254V253H9ZM16 254H19V252ZM72 254V252L70 253ZM240 254V253H239ZM15 255V254H14ZM67 255V254H65ZM223 255H225L223 253ZM226 256V255H225ZM224 256V257H225ZM237 256V255H236ZM235 256V257H236ZM223 257V256H222ZM234 257V256H233ZM232 257V258H233ZM211 259V258H210ZM221 260V259H220ZM221 262V261H219ZM230 262V261H228ZM231 263V262H230ZM229 263V264H230ZM217 264V262H216ZM221 264H225V263H221ZM226 264H228L226 262ZM232 264H235V262H232Z\"/></svg>",
    "mask_w": 264,
    "mask_h": 264
}]
</instances>
